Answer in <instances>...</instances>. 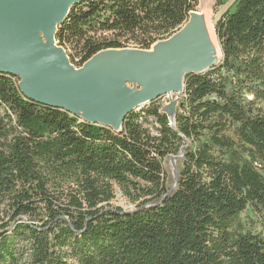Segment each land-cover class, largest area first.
Listing matches in <instances>:
<instances>
[{
  "label": "trees",
  "instance_id": "obj_1",
  "mask_svg": "<svg viewBox=\"0 0 264 264\" xmlns=\"http://www.w3.org/2000/svg\"><path fill=\"white\" fill-rule=\"evenodd\" d=\"M197 6L83 0L55 40L78 68L104 49H148ZM223 6L222 58L185 75L175 128L163 96L115 132L28 99L0 73V264H264V0H215L213 11ZM113 184L133 210L111 206ZM246 210L259 230L246 229Z\"/></svg>",
  "mask_w": 264,
  "mask_h": 264
},
{
  "label": "water",
  "instance_id": "obj_2",
  "mask_svg": "<svg viewBox=\"0 0 264 264\" xmlns=\"http://www.w3.org/2000/svg\"><path fill=\"white\" fill-rule=\"evenodd\" d=\"M81 1L0 0V73L16 77L28 99L115 132L132 110L176 94L160 109L175 128L185 75L203 73L222 58L218 40L217 44L213 37L212 49L206 37L211 30L206 3L198 1L178 30L148 49H104L76 68L57 44L55 33L70 7ZM212 30L216 37L214 26ZM180 158H168L173 189L178 173L175 161Z\"/></svg>",
  "mask_w": 264,
  "mask_h": 264
},
{
  "label": "rangeland",
  "instance_id": "obj_3",
  "mask_svg": "<svg viewBox=\"0 0 264 264\" xmlns=\"http://www.w3.org/2000/svg\"><path fill=\"white\" fill-rule=\"evenodd\" d=\"M198 1L201 3V5H202V1L206 3V9L208 11V14H207L208 15V17H207L208 18V26L212 30L213 26L215 24V21L218 19V17L222 13V11L225 9V6L218 7L217 10L214 12L213 11V9H214L213 5H214L215 0H198ZM199 7H200V4H199ZM200 11L201 10H199V13H201ZM213 37L215 38V41L217 43V39L215 37V34H213ZM175 95L174 94L173 95H165L163 97H160L159 102H162L165 105L169 102L170 99H173L175 97ZM112 190H113V199L111 200V203H110L112 207L120 208L123 211H131L134 209V204L132 202H130L122 194L121 190L119 189V187L116 184H113ZM240 217H241L242 221L244 222L246 229H251L253 231L254 230L257 231L260 229V225H259V221L261 220L260 214H254V213L250 212L249 210H246L243 213H241Z\"/></svg>",
  "mask_w": 264,
  "mask_h": 264
},
{
  "label": "bare ground",
  "instance_id": "obj_4",
  "mask_svg": "<svg viewBox=\"0 0 264 264\" xmlns=\"http://www.w3.org/2000/svg\"><path fill=\"white\" fill-rule=\"evenodd\" d=\"M204 17H206V16H204ZM206 19H207V17H206ZM210 31V33H208V36H206L207 37V40H208V43H209V45H211V47H212V49H214L213 47H214V44H213V42H214V39H213V36H212V31L211 30H209ZM213 39V40H212ZM215 43V42H214ZM216 46H217V44H215ZM216 48V47H215Z\"/></svg>",
  "mask_w": 264,
  "mask_h": 264
}]
</instances>
